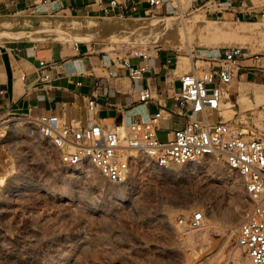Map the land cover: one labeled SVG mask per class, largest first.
<instances>
[{
  "label": "rangeland",
  "instance_id": "374dc122",
  "mask_svg": "<svg viewBox=\"0 0 264 264\" xmlns=\"http://www.w3.org/2000/svg\"><path fill=\"white\" fill-rule=\"evenodd\" d=\"M168 1L172 7L169 14L150 13L140 17L165 22L168 27L159 24L150 31L98 35L81 28H64L59 24L65 18L49 17L37 21L49 27L34 29L30 32L34 34L23 37L70 42L93 38L97 39L94 41L97 49L115 58L117 54L125 57L162 48L150 46L149 49L142 43L143 38L152 33L160 39L166 36L175 39L182 31L184 45L188 41L190 45L182 50L166 49L179 58H192L200 74L211 67L208 56L203 53L206 50L240 47L251 52L264 45L263 37L250 34L200 36L192 31L183 33L182 19L197 15L205 18L210 26H229L235 30L264 29V21L246 24L216 18L207 14L206 8L194 6V0L182 17L173 0ZM188 2L182 0L185 8ZM0 17L2 21L24 19L18 14L10 16V13H2ZM118 19L122 18L113 21ZM20 27H8L0 32V45L21 38L14 36ZM106 40L110 41L104 42ZM239 41L243 44H237ZM256 53L264 55V51ZM244 80L251 82L247 88L264 94V82L259 76L242 75L230 84V91L237 99L235 110L227 107L222 93L220 115L233 128L243 130L247 137L264 140V98L258 100L261 106L254 110L241 103L238 87ZM25 120V116L17 114L0 116V179L8 184H21L19 191L6 194L4 204H1L4 189L0 186V205H3L0 264H56L51 257L57 255L64 264H73L75 260L74 264H189L191 260L196 264H208L206 260L214 258L217 250L223 253L225 260L236 249L238 254L243 250L238 233H231L230 227L238 229L250 203L240 177L223 161L207 157L186 166L171 165V169L180 170L173 175L166 173L170 168L143 161L129 182L112 184L93 167H66L58 151L33 133L31 124ZM20 121V134L11 135L7 126ZM120 131L125 129L120 128ZM158 135L161 141L167 139L165 131ZM10 170L14 173L9 176ZM198 211L206 216V227L183 225L185 219ZM234 211H241L243 215L230 225ZM224 259L212 260L214 264H221Z\"/></svg>",
  "mask_w": 264,
  "mask_h": 264
},
{
  "label": "crops",
  "instance_id": "0c3cea01",
  "mask_svg": "<svg viewBox=\"0 0 264 264\" xmlns=\"http://www.w3.org/2000/svg\"><path fill=\"white\" fill-rule=\"evenodd\" d=\"M112 1L0 0V14H18L24 18L0 20V32L8 27L22 26L14 35L21 38L0 45V116H55L62 124L73 127L97 122L123 127L129 121L144 120L160 111L157 136L160 131H165V141L171 139L176 129L188 123L187 108L177 97L181 91V77L188 70H193L194 61L185 56L179 58L166 49L182 50L185 45H190L188 42L184 45L183 39L169 36L160 39L152 33L150 37L143 38L142 43L149 49L150 46L162 48L147 53H131L125 57L117 54L112 58L97 49L94 42L97 39L93 38L70 42L23 37L34 34L30 33L34 29L49 27L45 23H37L49 17L65 18L59 24L64 28H81L98 35L150 31L166 23L143 20L140 18L142 15H165L172 11L168 0H163L164 4L159 7L151 6L147 0H114L115 4ZM173 3L175 5V1ZM194 6L206 8L207 14L216 18L246 24L264 21L261 15L264 0H194ZM115 18L122 19L113 21ZM93 19L103 21L89 22ZM186 21L190 31L200 36L250 34L263 37L264 41V29L235 30L229 26H210L205 18L198 15ZM257 51H264V45L251 52ZM213 52L218 53L219 49L203 53L209 56ZM42 62L46 63L45 68H41ZM46 74L49 79L43 80ZM248 84L251 82H239V97L241 103L254 110L261 106L257 102L264 98V94L250 90L246 87ZM146 90L151 93V99L142 102L140 95ZM230 90V85H227L222 93L225 94L227 107L234 111L237 99ZM246 95H250L252 100L244 102ZM91 100L94 101L93 109L89 107Z\"/></svg>",
  "mask_w": 264,
  "mask_h": 264
},
{
  "label": "built area",
  "instance_id": "2783aa9c",
  "mask_svg": "<svg viewBox=\"0 0 264 264\" xmlns=\"http://www.w3.org/2000/svg\"><path fill=\"white\" fill-rule=\"evenodd\" d=\"M147 1L153 7L164 4L163 0ZM261 15L264 17V10ZM207 60L211 63L208 70L200 74L194 62L193 70L181 77L177 99L187 108L189 121L167 141L157 136L160 111L144 120L129 121L123 127L108 122L73 127L62 124L55 116L26 119L31 129L58 151L66 167L93 165L113 184L124 183L144 161L142 157L161 167L191 163L205 156L223 158L228 169L240 177L250 201L249 211L238 226L243 254L224 264H264V141L247 137L220 115L222 91L234 79L252 74L264 82V55L231 47L213 52ZM45 67L42 62L41 68ZM42 79L48 80L49 75ZM150 99L148 90L141 93L142 102ZM93 104L89 101L90 109ZM204 222V214L198 211L183 225L199 228Z\"/></svg>",
  "mask_w": 264,
  "mask_h": 264
},
{
  "label": "bare ground",
  "instance_id": "6f19581e",
  "mask_svg": "<svg viewBox=\"0 0 264 264\" xmlns=\"http://www.w3.org/2000/svg\"><path fill=\"white\" fill-rule=\"evenodd\" d=\"M173 1H175V5H176V7H177V9L182 13V17H184V12L190 7V0H189V2H188V4H186V7L187 8H185L184 7V5H183V3H182V0H173ZM183 20V33H184V31L185 32H187V31H190V28H189V26L187 25V23H186V20H184V18L182 19ZM177 38H180V39H183L182 38V31L181 32H179V34H178V36H177ZM184 40V39H183ZM188 43H189V41H188ZM160 44L162 45V42L160 41ZM190 44V43H189ZM243 100H244V102H249V101H251L252 100V97L250 96V95H246L244 98H243ZM25 122H27L28 123V121H26L25 120ZM22 122L20 121V122H15V123H11V124H9L8 126H7V128L9 129V132H10V134L11 135H18V134H20V129H21V124ZM29 129H30V127H29ZM32 133V132H31ZM33 133H36V132H33ZM38 134V133H37ZM39 135V134H38ZM40 136V135H39ZM264 141V140H263ZM48 142V141H47ZM49 143V142H48ZM50 144V143H49ZM51 145V144H50ZM133 154H135V152H132ZM207 157H209V158H216V159H218V160H221V161H223V158H218V157H216V156H205V157H201V158H199V159H197V160H195L194 162H191V163H195L196 161H198V160H201V159H205V158H207ZM142 159L144 160V161H150V159L149 158H147V157H142ZM142 160V161H143ZM62 162V161H61ZM152 162V161H151ZM224 162V161H223ZM153 163V162H152ZM190 162L189 163H185V164H181V165H175V166H186V165H189V164H191ZM156 167H161V166H159V165H157V164H154ZM82 166H87V165H77L76 167H82ZM171 166V165H170ZM170 166H167V167H161V168H170ZM76 167H72V168H76ZM89 167H93V168H95L99 173H100V171L95 167V166H93V165H90ZM69 168V167H68ZM180 170H175V169H168V170H166V173L167 174H169V175H173V174H175V172H179ZM135 172V170H132L131 171V173H129V175H128V177H127V179H126V181L124 182V183H127V182H129L130 181V178H131V176L133 175V173ZM13 171L12 170H10L8 173H7V175H13ZM100 175L104 178V176L100 173ZM110 183V182H109ZM124 183H121V184H124ZM7 184V185H6ZM11 184V183H10ZM8 184V183H6V180L5 179H0V186L1 187H3V189H4V198L3 197H1V204H4V201H6L5 200V198H6V194H10V192H17V191H19L20 190V183L19 184ZM113 184V183H112ZM242 184H243V182H242ZM243 187H244V184H243ZM1 189V188H0ZM245 189V188H244ZM246 192V191H245ZM247 195V194H246ZM248 198V197H247ZM4 199V200H3ZM249 200V199H248ZM249 203H250V201H249ZM3 207V205H0V212L2 211L1 210V208ZM3 209V208H2ZM200 212H202V211H200ZM203 213V212H202ZM204 214V213H203ZM242 212L241 211H234L232 214H231V220H230V225L231 224H234V223H236V222H238L239 220H240V218L242 217ZM205 216V215H204ZM208 224V222H206V216H205V222L202 224V226L201 227H206V225ZM230 227V226H229ZM193 228V227H192ZM200 228V227H199ZM230 229L232 230L231 231V233H238V229H232L231 227H230ZM238 236H239V234H238ZM240 242H241V240H240ZM75 250H76V248H74ZM221 249V248H220ZM218 251V250H217ZM216 251V254H214V258H212L214 261H216V259H217V261L218 260H223L224 259V256H223V253L221 252V251H218L217 252ZM242 254H243V250H240L239 251V254H238V249H236V251L234 252V253H229V259H227V260H225V261H223V263H221V264H224V263H226L227 261H229V260H232V259H238V258H240L241 256H242ZM54 260V263H56V264H64L63 262H62V259H61V257H60V255H57L56 257H51V260ZM212 259H208V260H206L207 261V263H209V264H214V262H213V260ZM75 262H76V260H75ZM74 262V263H75ZM73 263V264H74ZM189 264H196V261H194V260H191V262L189 263Z\"/></svg>",
  "mask_w": 264,
  "mask_h": 264
}]
</instances>
